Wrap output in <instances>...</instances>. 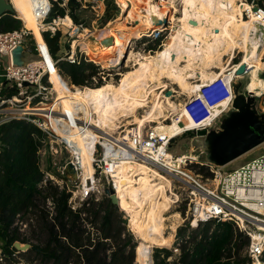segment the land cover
Returning <instances> with one entry per match:
<instances>
[{
  "label": "built area",
  "instance_id": "2783aa9c",
  "mask_svg": "<svg viewBox=\"0 0 264 264\" xmlns=\"http://www.w3.org/2000/svg\"><path fill=\"white\" fill-rule=\"evenodd\" d=\"M47 2L49 5L48 0ZM77 2L82 9H101L96 18L98 21L102 20L105 9L102 1L94 0L93 3H89L87 0H77ZM248 6L256 22L264 21L263 9L254 4ZM49 11L50 5L38 23L41 41H38L24 24L17 30L0 32V60L6 59L3 74L0 76L4 79V83L0 85V125L14 120L23 121L44 134L38 154L42 162L49 161V170L44 171L40 185L50 183L60 190L65 188L69 194L68 205L75 211L84 202H99L105 196V189L112 191L115 196L123 182H126L122 171L125 166L135 168V172L128 179L136 182L142 176V172L137 168L145 167L151 183H159L162 178L169 182V186L163 188V193L170 199L168 210L186 203L185 217L180 218V223L173 229H169L170 233H173L169 248H172L174 253H178L182 243L177 233L175 234L176 230L185 228L192 231L207 222H228L248 238L244 250L246 264H264V153L228 172L201 161V154L194 151L182 155L170 153L171 143L177 137L191 132L198 138V131L208 132L227 113L234 100L232 83L247 75V66L242 76L236 75L238 69L236 66H230L204 83H199L198 78L188 79L194 83L195 90L191 94L181 95L183 97L181 102L175 104L178 106L176 112L170 111L169 116L160 118L161 123L169 122L163 124L168 127L182 124L170 136L160 130L159 122H151L150 126L146 127L148 120L143 116L140 118L141 124L136 123L129 130L125 129L116 134L115 130L109 131L107 128L105 130L99 127L94 114L92 116L96 123L90 121V115H86L79 107H74L69 112H62L59 107L44 110L62 96H67L66 88L72 91L76 88L61 77L58 69L60 61L70 65L92 64L96 68V73L89 82H85L84 86H77L80 88L91 87L89 86L91 84L101 86L111 75L109 73H115V70L120 68V64L114 68L110 66L105 68L100 64L98 56H90L86 50L81 49L80 41L85 39L84 34L89 33L82 24L75 26L68 15L57 16L46 22ZM68 18L70 25L65 23ZM168 26L167 21L166 26L147 27L145 33L139 34L140 38H149L153 33L159 35V28L167 29ZM72 27L79 33L78 36L72 39L69 49L61 58H53L43 34L48 33L53 37L57 32H62V29L67 33ZM134 44L132 40L128 47L133 48ZM18 45H22L30 53H35L38 61L24 67L13 66L11 51ZM45 52L50 55L51 61L45 58ZM50 66L52 72L55 71L54 74L60 78L63 85L65 84L66 88L63 90L56 88ZM257 77H260L259 73ZM261 81V87L250 91L246 86L243 94L262 99L264 79ZM11 90H14V93L8 95ZM162 99L165 97L162 96ZM168 99H175L174 91ZM87 160L91 173L85 177ZM194 166L207 169L209 175L203 179V176L191 170ZM117 207L123 213L127 228L133 231L129 213L120 209L118 205ZM13 226L20 232L27 229V223L23 222L20 215H16ZM10 249H15L14 243ZM17 253L16 250L13 255ZM0 264H4V257H0Z\"/></svg>",
  "mask_w": 264,
  "mask_h": 264
},
{
  "label": "trees",
  "instance_id": "16d2710c",
  "mask_svg": "<svg viewBox=\"0 0 264 264\" xmlns=\"http://www.w3.org/2000/svg\"><path fill=\"white\" fill-rule=\"evenodd\" d=\"M48 1L50 11L46 22L57 16L68 15L74 24H84V20L79 16L84 9L77 0ZM245 1L264 10V0ZM15 3L18 18L27 24L30 21L39 23L49 9L47 0H15ZM104 6L102 20L105 22L114 21L124 14L115 0H104ZM242 11L246 9L243 7ZM236 15L239 19L240 12ZM250 15L252 23L250 24L248 15L251 25L248 33L240 31V19L235 27L238 35L246 42L245 51L254 50L253 47L256 45L259 46L260 51H263L264 22L255 25V18L252 13ZM217 16H221V13ZM19 27L20 22L9 14L0 18V32L17 30ZM35 38L41 41L39 33L35 34ZM43 39L51 56L56 59V45L60 39V32L53 37L44 33ZM247 43H250V46L247 47ZM231 55L228 56L229 59ZM243 56L240 66H259L258 68L264 71V65L250 59L247 54ZM150 63V67L158 73L166 70L163 65L157 64L155 59ZM230 66L235 67V64L228 63L219 71ZM58 69L61 77L74 86H84L85 82L96 73V68L92 64L85 63L70 65L62 62L58 63ZM215 74L217 72L207 73V76L211 79ZM175 81H177L175 85L181 88L180 79L176 78ZM129 82L130 78L120 79V83L126 87V93L137 100L144 99L145 96L141 91ZM183 91L190 94L186 87ZM13 93L14 90H11L8 95ZM165 100L170 103L169 99L165 98ZM261 101L264 106V96ZM44 110H50V106ZM163 112L162 117H164ZM42 140L44 134L29 123L14 120L0 125V250L4 253V262L14 260L13 253L16 250H11L10 247L13 243L19 242L28 243L35 248L25 252L17 251V255H24L28 263L39 261L40 264H133L134 248L137 243L133 242V235L125 228L123 213L118 212V207L112 205L107 197L104 196L96 203L84 202L73 211L68 205L69 194L65 188L60 190L50 183L45 186L40 185L44 171L49 170V168H41L42 160L38 150L42 147ZM200 170L202 173L205 172L204 177L209 175L207 169L201 167ZM146 171L143 167L142 172L148 176ZM52 174L58 176L55 172ZM163 197L161 199L168 201V196ZM16 215H20L23 222L27 223L30 237L37 241V245H33L30 237L22 238V232L13 226ZM155 215H152L151 222L149 221L155 238L153 247H168L172 235L168 237L164 235L161 227L165 220H159ZM212 225L215 229L210 233ZM185 231V228L179 229L177 237L184 236ZM147 239L150 241V238ZM247 244L248 238L232 223L207 222L192 230L188 240L180 244L176 257L170 258L172 252L167 249H155L152 255L153 264H246L244 250ZM143 245L150 246L151 251L145 253L142 249ZM151 253V243H138L136 264H152Z\"/></svg>",
  "mask_w": 264,
  "mask_h": 264
},
{
  "label": "rangeland",
  "instance_id": "374dc122",
  "mask_svg": "<svg viewBox=\"0 0 264 264\" xmlns=\"http://www.w3.org/2000/svg\"><path fill=\"white\" fill-rule=\"evenodd\" d=\"M89 3H93L94 0H87ZM103 3L104 1L101 0ZM153 4L162 9V6L170 7V14L167 18L169 22V26L166 27L167 29L159 28V35L153 33L151 37L145 38L139 34L145 33L146 28L148 26L147 23L139 27L138 31L133 37V48L127 47L126 57L123 62L120 63V68L115 70V73L111 74L107 77L105 83L102 82L100 87L95 84H91L83 89H99L104 88L106 91V101L104 104H94L90 105L89 115L90 121L96 123L94 121V117L92 114L95 115V120H97L98 126L102 125V127L107 128V130H115L116 134L120 133L123 130H129L131 127L128 126L135 125L136 123L141 124V116L144 117L146 122V127H149L151 122H159L161 125L158 126L161 131H164L167 135H171L174 131H177L179 126L173 124L171 127L163 125L169 122H162L160 118H166L169 116V113L176 112L178 109L177 106L173 104H177V102H181L183 94L187 92L183 91L184 88H188L190 94L195 90V85L188 79L198 78V81L204 83L205 81L209 80L210 78L207 76V73L214 74L223 67H226L228 63H238L242 60L243 55L247 56L256 61L257 63L264 65V50L260 51L259 46L256 45V50L248 49L245 51V40L238 35V30L236 29V25L239 22V29L242 33H248L251 28L249 25V17H250V24L252 23L251 20V10L249 8V4L244 0H185V8L183 9L184 12H179L181 7L180 0H152ZM116 4L120 6L121 12L123 11L124 14L120 15L117 19L110 22H105L103 20L98 21L96 18L97 14L101 12V9L95 8L92 10L91 8H84V11L79 14L80 18L84 20V24H82L84 29H88L89 33L84 34L85 40L87 39V44L91 51L97 52L100 51L101 48L97 46L96 39L97 36H93V34L97 31L102 30L103 28L106 30L113 31H124L127 32L136 27L137 23L130 20L131 18L128 17L131 5L127 0H115ZM177 4V5H176ZM245 8L247 11V15L242 11V8ZM17 8L16 3L14 4V9ZM240 12V18H237V13ZM221 13V16H217ZM249 15V17H248ZM16 19L20 22V27L28 26H37L38 23H32L31 21L27 24L25 21L22 22L18 16L16 15ZM101 17V16H100ZM243 27L241 26V19ZM69 19V18H68ZM102 19V18H101ZM202 22V23H201ZM75 25V24H74ZM174 25H178L175 30V34L183 33L187 29H192L196 27L197 33L200 34L201 44L203 46L209 44L210 50L207 54H201L196 51L192 43V47H185L182 49L178 48H171L167 44L168 37L172 32V28ZM76 26V25H75ZM98 28V29H97ZM128 28V29H127ZM105 30V31H106ZM60 32V39L56 45L57 52L55 54L56 59L61 58L66 50L69 49L72 39L76 38L79 33H77L75 27H72L71 30H61ZM74 31V32H73ZM205 31V35L202 37L203 32ZM91 33V34H90ZM73 35V36H72ZM147 35V34H146ZM125 36V33L119 32L115 33V37L118 39H122ZM155 38V40H153ZM190 38V36H189ZM257 39L255 38V41ZM82 41V40H81ZM30 46L32 41L29 42ZM239 45H242L240 48ZM250 46V43H247V47ZM81 47V46H80ZM82 49V48H81ZM149 50V51H148ZM35 54V53H33ZM138 54L143 55L146 54L148 57L144 59L141 63H135L133 61L134 55L137 57ZM231 55V59H229V55ZM36 55V54H35ZM129 58L127 62L126 59ZM255 57V58H252ZM107 58V57H106ZM155 59L157 64L163 65L165 67V71L158 73L152 67H150V61ZM109 60V59H108ZM149 61V62H148ZM215 61V62H214ZM60 61L59 63H62ZM109 62V61H108ZM6 64V59L1 58L0 60V76L3 74V67ZM105 68L107 67V62H101ZM259 67V66H258ZM258 67H250L253 68L250 72L249 76H244L243 79L238 80L242 87L240 92L243 93L244 88L248 85L251 86L254 84L255 77L257 73H259L258 79H264V71ZM259 71V72H258ZM55 75L53 79L55 80ZM126 77V79L130 78V84H133L135 88H137L141 93L145 96L144 99L137 100L133 96H129L126 93V87H124L120 83V79ZM180 79L181 88H179L175 83V79ZM89 82V81H88ZM179 82V81H178ZM4 83V79L0 77V85ZM62 83V82H61ZM69 85H71L69 83ZM56 86L58 89H61L56 82ZM74 86V85H72ZM165 86V87H164ZM63 88L65 84L62 85ZM77 87V86H74ZM80 88V87H78ZM67 89V88H66ZM76 89V88H75ZM79 89V90H83ZM79 90H74L79 91ZM72 91V90H66ZM175 92V99H169L170 103H165V99H162L164 96L168 99L172 92ZM168 92V93H167ZM159 93V94H158ZM167 93V94H166ZM182 95V96H181ZM257 105L264 113V106L262 104L261 99H257ZM105 106V107H104ZM164 111V112H163ZM163 112L164 117H162L161 113ZM155 125V124H154ZM119 127V129H118ZM106 130V129H105ZM114 132V133H115ZM116 136V135H115ZM201 138H196L193 133L187 132L175 140L172 141L170 147V153L172 155H182V154H189V153H199L197 150L198 141ZM264 153V144L259 146L258 148L250 151L249 153L245 154L241 158L237 159L236 161L232 162L231 164L222 168V171L228 172L231 169L242 165L243 163L247 162L248 160L259 156L260 154ZM201 161H204L203 156L201 155ZM49 161L41 162V168L44 167L48 168ZM143 168V167H142ZM142 168H139V172H142ZM191 170L195 174H199L205 178V172H201L200 167L194 166L191 167ZM144 177H149L145 175L143 172L141 174ZM144 182H147L144 180ZM164 183V182H162ZM162 183H157L158 187H162ZM169 186V182H166L164 187ZM163 187V188H164ZM163 188L161 189V193L156 197L154 202L151 205H147L146 199L149 196V191L147 187H143V190L136 194L135 192H130V198L133 199L137 197V200L141 202V205L145 207V211L148 215H155V211H159L160 209H166L168 206L167 199H161V197L166 196L163 193ZM136 195H133V194ZM164 198V197H163ZM186 203H181L177 207H173L170 210L166 211L163 215L165 217L164 222V233L165 236L168 237L169 235H173L170 233L169 229H173L177 224L180 223V218L185 217L186 213ZM118 212H120L118 210ZM176 213V214H175ZM180 214L178 218L177 214ZM138 220L141 219L142 213H133ZM173 215V216H172ZM26 218V217H25ZM124 219V218H123ZM137 220V221H138ZM125 221V219H124ZM151 222V220H149ZM144 220H139L138 223L132 222V228L128 229L125 226L126 230L133 235V242L135 243H151L152 244V253L155 252V249H167L172 252V257L174 258L178 255V253H174L172 248L168 247H157L153 244L155 242V238L152 235V229L150 224L147 228L144 227ZM126 224V221H125ZM145 229V230H144ZM215 229L212 225L210 229V233ZM132 231V232H130ZM178 231L176 230L175 234ZM192 231L186 230L184 236L178 237V239L186 242L190 236ZM22 238L30 237L29 229H26L25 232H22ZM188 237V238H186ZM31 238V237H30ZM150 238V241H147ZM172 240V239H171ZM33 245H37V241L34 239H30ZM181 243V244H182ZM134 248L135 253V260L133 264H136V246ZM142 249L145 253L151 251L150 246L143 245ZM153 261V258H151ZM4 264H40L39 261L28 263L27 258L20 254L15 255L14 260L9 262H4Z\"/></svg>",
  "mask_w": 264,
  "mask_h": 264
},
{
  "label": "bare ground",
  "instance_id": "6f19581e",
  "mask_svg": "<svg viewBox=\"0 0 264 264\" xmlns=\"http://www.w3.org/2000/svg\"><path fill=\"white\" fill-rule=\"evenodd\" d=\"M127 1L131 5L128 17L131 18L130 20L137 23L135 28L128 30L127 32H124V31H113V32H111L110 30H106V29H102L100 31H97L96 34L95 33L93 34V36H97L96 43H97V46L99 48H101L100 51H97V52L91 51V49L89 48V46L87 44V41H88L87 39L80 41L81 48L86 50V52L90 56H93V57L98 56L100 63L101 62L102 63L107 62L106 66H110L113 68L115 66H117L118 64H120L121 62H123V60L125 59L126 53H127L128 43L133 40L132 35H134V32L136 33L138 31L140 26L145 25V23H147L148 24L147 27L152 28V27H154L155 22L161 21L163 19H167L169 14H170V7L162 6V9H160L153 4L152 0H127ZM180 1H181L180 2L181 7H180L179 12H184L183 9L185 8V0H180ZM10 2L12 3V5L14 7L15 0H10ZM46 4L47 3H45L44 6H46ZM16 13H17V11H16ZM244 13L247 15L246 12H244ZM251 13H252V11H251ZM252 15H253V13H252ZM242 20H243V18L241 19V26L243 27ZM261 22H264V21H261ZM65 23H66V25H70V19H67L65 21ZM258 23L259 22H256L255 25H257ZM177 27H178V25L173 26L172 32L168 37L167 44L169 46H171V48H174V47L178 48V49H182L185 47L189 48V47H192V43H193L197 52H199L201 54H207L208 53V51L210 50L209 44H207L205 46H203L201 44L200 34L197 33L196 27H194L192 29H187L183 33L175 34V30ZM27 28L32 31L34 36H35V34H38V33L40 34V32L38 31V24H37V26H28ZM119 32L125 33V36L122 39H118L115 37V33H119ZM205 34L206 33L204 31L202 37ZM189 36H190V38H189ZM108 38H111V43L108 45H103L102 42ZM256 48H257L256 46L253 47L254 51L256 50ZM44 56L47 60L51 61V57L48 53L45 52ZM146 57H148V55H146V54H143V55L138 54L137 57L134 55L133 61L135 63H141L144 59H146ZM127 58L128 59H126V60L128 62L129 58H131V57L129 56ZM240 64H241V61L236 63L235 66L238 68V66H240ZM247 69H248V72H247L246 76H249L250 72L253 68H249L247 65ZM50 71L52 72L51 66H50ZM259 71L261 72L263 70H259ZM219 72L220 71H217V73H219ZM52 73H53L52 75L54 77L56 75V74H54L55 71ZM56 82L58 83V86L63 90L64 89L62 87L63 84L61 83V80L58 76L55 77V83ZM199 83H201V81H199ZM248 85H249V83H248ZM261 86H262V81L260 79H258V77L256 75L255 80H254V84L249 86L248 89L250 91H252V90L257 89V87H261ZM56 88H57V86H56ZM83 88H86V87H83ZM83 88L76 87V89H74V90H79V89H83ZM67 93H68L67 96H62L61 98H59L60 100L55 101L54 104H52L50 106V109H56L57 107H59L60 111H62V112L68 111L69 112L74 107H79L84 113H86V115H89L90 105H93V103L94 104H104L106 101V91L104 88L83 89V90H79V91H75V92L74 91H68ZM132 126L130 125V126H128V128L132 127ZM99 127L106 129L105 127H102V125H100ZM110 134H112V133L110 132ZM139 168H137V170H139ZM122 171L124 173L123 179L126 180V182H123V186H121L117 190V193L115 195L117 205L119 206L120 209L129 213V215L131 217V220H130L131 228H132V222L138 223L139 220H142V221L144 220L145 222L143 225L145 228H147L149 225V220L151 218V215L147 214V212L145 211V207L141 205V202H139V200H137V197H134L133 199L130 198V196H129L130 192H135V193L137 192L138 193L139 190H140V192L143 190V187H147L148 188L147 190L149 191V196L146 199V203H147V205H151L154 202V200L156 199V197L162 192L160 188H163L164 185H166V182H168V181H164L165 179L162 178L163 180H161L160 183L164 182V183H162L163 186L158 187L157 183L156 184L151 183V181L149 180V177L140 176V179L137 182H136V180L133 181L131 179H128V177L130 175H132L133 172H135V168L130 167L129 165L122 168ZM84 173H85L84 174L85 177L91 173V167L89 165L88 160L85 163ZM144 180L147 182H144ZM166 180H168V179H166ZM131 194H133V193H131ZM136 194H133V195H136ZM169 200L170 199H168V203L170 204ZM169 204H168L166 209H160L159 211H155V214H156L155 216H157L159 218V220H165V218L163 217L164 216L163 213L165 211H168ZM136 210H137V213H142L141 219H139V220L137 219V218H139V216L135 217L133 215V213H136ZM133 231H134V229H133ZM161 231L164 233V222H163V225L161 227ZM258 264H260V263H258Z\"/></svg>",
  "mask_w": 264,
  "mask_h": 264
},
{
  "label": "water",
  "instance_id": "95a60500",
  "mask_svg": "<svg viewBox=\"0 0 264 264\" xmlns=\"http://www.w3.org/2000/svg\"><path fill=\"white\" fill-rule=\"evenodd\" d=\"M7 14L17 15L10 0H0V18ZM167 21V19L157 21L155 26H166ZM102 43L110 44L111 38L105 39ZM36 61L38 57L26 51L22 45H18L11 51V62L15 67H24ZM245 71L246 66L241 65L236 75L242 76ZM241 87V83L237 80L232 83L234 100L231 108L208 132H197L198 138H201L198 141L197 150L203 156L204 162L211 166L223 168L264 144V113L258 107L255 97L240 92ZM104 192L111 204L117 206L112 191L105 189ZM14 248L20 252L35 249L28 243L19 242L14 243ZM0 257H4L2 251H0Z\"/></svg>",
  "mask_w": 264,
  "mask_h": 264
}]
</instances>
